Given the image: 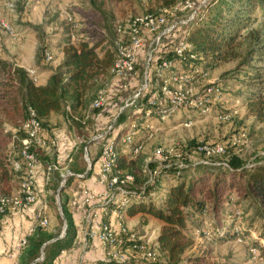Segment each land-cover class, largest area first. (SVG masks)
Here are the masks:
<instances>
[{
  "label": "rangeland",
  "instance_id": "obj_1",
  "mask_svg": "<svg viewBox=\"0 0 264 264\" xmlns=\"http://www.w3.org/2000/svg\"><path fill=\"white\" fill-rule=\"evenodd\" d=\"M190 1L198 5L204 0ZM29 3L31 6L27 9V4ZM10 4L14 6L13 11L8 7ZM180 4L181 0H0V20H5L12 28L20 31L22 26H28L29 21L34 22L31 14L36 5H48L45 12L46 20L45 16H42L38 21L42 20L44 24L52 23L53 26L40 34L38 33L39 37L43 38L38 53L34 52L29 58H24L23 61L37 72L38 70H55V76L61 71L60 64L67 41L75 46L85 42L96 47L100 54L103 50L115 54L116 29L119 25H126L135 20L145 19L150 15L167 13L173 14V17L169 16V22L184 20L185 14L180 11ZM69 18L80 26V30L73 34L79 38V42L70 41L72 28L67 21ZM39 27L42 28L43 25L38 26L36 29L38 30ZM186 34H188V29L182 26L178 28L171 38L154 48L152 63L149 67L147 66V55L151 42L147 40L148 45L144 54L140 57L141 61L138 59L139 64H137L135 79L127 90L120 88L118 83L115 84L116 81H113L111 76L104 79L101 82L103 88L100 90H108V100L107 107L101 111L103 115L101 114L100 118L91 112V120L84 123L85 112H81L79 113L78 123L75 122L76 124L73 125L67 122L63 113H60L54 115L46 123V133L50 137H54L60 145L63 144L62 140L65 137L69 141L70 146L75 145V151H78L75 154V158L72 159V166L75 165L76 167L77 164H81L85 170L87 169L88 161L85 149L86 147L88 148L89 144L92 147L88 148L91 163L99 158L102 145L91 143L92 139L98 134L107 132L114 125V130L109 133L111 138H115L124 129V125L121 126L120 121L115 123V117L118 116L120 109L139 90L146 86L147 80L148 83L154 81L155 71L158 70L159 65L174 57L175 48L179 42L184 40ZM0 36L5 37L3 33ZM45 45H47V52L50 51L53 55L51 63H46L41 55ZM261 47L264 48V13L261 10H257L248 31L242 33L238 39L235 49L238 58L228 63L219 64L215 69L208 70V73H206L207 78L196 81L192 87L194 97H198L202 94L203 89L209 85L220 84L223 86L222 98H219L215 106L211 107L212 113L208 114L206 112L203 114L204 118L195 117V121L189 127L184 124L185 116L183 113L190 114L191 112H180L167 120H160L155 134L147 136L144 141V150L135 160L138 165L133 169V172L137 174L139 165L153 159L157 151H161L165 155H181L188 166H199L204 158L197 154V149L204 144L225 147L226 155L216 160L221 165L230 163L233 158L238 159L247 170H252V166L256 168L264 165V122L252 116L245 102L247 96L256 92L254 89L252 90V81H250L254 68L256 66L264 68V61L260 63L262 57H260L258 52ZM252 53L254 54L250 57ZM4 59L10 66H15V60L13 58L9 59V55ZM18 59L22 61L21 58ZM247 61L248 65L245 66L244 64ZM45 80L40 78V85L44 84L43 81ZM150 91L146 94L148 97L151 96ZM94 100L95 97L90 98L86 114H89L90 106ZM110 109H113V111L111 112ZM103 111H106V113ZM195 111H203V109L199 108L195 109ZM225 112L232 116L229 122L220 120ZM1 122V130L10 136L21 126V123H18L17 127H13L11 124L5 123V120L3 122L0 117ZM61 148L65 154L64 158L51 160L49 154L42 153L41 162L44 166L53 165L57 162V169L65 173L63 170H65L67 165L69 166V157L73 153L67 157L69 155L68 152L71 150L67 151L69 148L63 145H61ZM73 151L72 149L71 152ZM7 156L10 158L9 154ZM74 183L72 182L71 186ZM71 186L67 188H71ZM58 188L59 186L55 185L49 191L54 193ZM65 194L64 198L61 196V206L66 203L67 196H71V192ZM39 199L41 202L43 201L41 194ZM49 203L52 206V208H49L52 212L47 215L49 222V226L46 228L47 232L53 237L61 238L66 235L67 231V225L63 219V211L62 214L59 212L54 197H48V206ZM67 210L79 222L76 217L77 210L75 205L73 207L67 206ZM242 210L245 211L246 217L240 222L242 224L241 228L249 233L251 237L250 245L243 242L241 237H236L235 241H226L219 239L217 236L215 238L211 237L208 234L202 236L199 231L192 229V234L195 236V246L187 252L186 258L202 256L205 258L206 264H264V254L261 252V248H264V238H262L264 225L262 219H256L258 209L255 206L252 208L249 203H246L242 206ZM16 215L22 216L21 213H16ZM187 215L192 222L198 221L193 213L190 212ZM219 220L212 213L201 222V229L206 228V230H209V228L213 229L215 226L219 228ZM28 221L29 219H26L24 224L28 223ZM24 224L21 223L18 229L19 233L16 232V227L8 226L1 234V241L5 247V257H17V255L19 256L25 252V250L21 251L22 244L23 241L29 240L31 232L28 231V225H26L27 228L24 230ZM126 228L128 233L137 240L141 239L145 243L153 244L155 238L158 237V233L161 232L163 224L149 216L140 215L136 219H127ZM206 230L204 232H208ZM1 231L2 229L0 228ZM226 232L228 231H223V234H228ZM261 240L262 242L259 243L260 247L255 248L254 242ZM43 254L45 255L44 252L40 254L39 259L42 258ZM160 258L162 259L163 256Z\"/></svg>",
  "mask_w": 264,
  "mask_h": 264
},
{
  "label": "trees",
  "instance_id": "obj_2",
  "mask_svg": "<svg viewBox=\"0 0 264 264\" xmlns=\"http://www.w3.org/2000/svg\"><path fill=\"white\" fill-rule=\"evenodd\" d=\"M257 10L264 13V0H212L196 22L188 27L187 43L192 50L187 53L185 59L177 60L175 56L169 58L168 61L174 63L176 67V70L169 73L189 75L193 81H199L208 70L236 60L238 54L235 49L238 39L242 33L248 31ZM70 43L67 41L65 45V60L60 67L61 71L46 87L31 82L27 72L21 69L12 74V66L0 60V117L3 122L5 120V123L13 127L21 123L16 131L20 138L24 137L21 129L28 119L29 108L35 112L45 129L46 123L53 115L63 113L68 107L74 114L85 112L90 98L95 97L96 100L100 89L103 88L101 82L110 76L116 54L107 50L100 54L96 47H90L89 44L81 43L75 46ZM258 50L262 57L260 63H263L264 48ZM46 52L47 47H44L42 57ZM244 65H248V61ZM250 81L252 90L256 92L246 97V105L252 116L264 122V68L256 66ZM149 97L141 101L142 114H134L130 118L122 116L118 119L120 125L128 121L141 123L144 112L148 110ZM100 113L99 110L93 111L96 115ZM183 115L184 124H192L195 117L204 118L203 111H192ZM223 115L229 114L225 112ZM154 116V119L158 118L157 112H154ZM1 126L2 122L0 196L10 197L19 188L22 177V174L15 173L13 168L15 162H21L20 147L15 144L14 150L9 148L13 137L2 131ZM123 137L124 133H121L116 142ZM146 138L147 136L142 134L135 141L137 144L144 143ZM138 157L120 155L117 158V171L130 174L136 180L133 189L135 195L131 197L130 204L123 209L124 214L127 219H134L140 215L149 216L161 222L163 228L157 240V260L130 264H206L202 256L185 258L187 252L195 246L193 230L199 231L202 236L208 234L214 238L217 236L222 240L235 241L237 238L234 233L236 229H240L241 239L250 245L251 237L241 228L240 223L246 217L245 211L242 210L246 203L258 209L256 219H262L264 225V165L247 170L236 158L225 167L219 168L186 164L188 169L168 168L156 179L154 186H145L147 178L143 174V167L146 162L139 165L137 174L133 172L138 165L135 161ZM153 167L152 165L151 168ZM77 172L75 175H80V170ZM67 187L68 184L65 189ZM61 208L67 225L65 237L63 239L53 237L46 228L38 225L32 238L28 240L29 250L20 264L35 263L42 252L45 253V258L38 264H55L63 252L72 249L77 237L74 220L67 210L66 203ZM190 212L198 221L190 220L187 215ZM212 213L220 219V227L201 229V222ZM6 217H0V221ZM205 230L208 232H204ZM225 230L228 234H223ZM125 239L129 240V236ZM52 241L55 242L51 243ZM260 242L262 240L254 242V247L259 248ZM48 243L51 244L42 251ZM142 244L143 242L138 241L127 243L126 248L133 249ZM261 252L264 254V248H261Z\"/></svg>",
  "mask_w": 264,
  "mask_h": 264
},
{
  "label": "built area",
  "instance_id": "obj_3",
  "mask_svg": "<svg viewBox=\"0 0 264 264\" xmlns=\"http://www.w3.org/2000/svg\"><path fill=\"white\" fill-rule=\"evenodd\" d=\"M212 0H204L201 4L196 5L190 0H181L179 6L180 11L185 14L184 20L169 22V16L173 14L150 15L145 19L135 20L126 25H119L116 29L115 48V63L110 71V76L115 84L119 83L127 90L136 76V69L139 56L145 51L147 40H150L148 47L147 66L152 63L154 48L162 45L167 39L171 38L178 28L184 26L188 29L194 24L197 18L202 14V11L210 4ZM27 4V9L30 7ZM11 11L14 6L8 5ZM71 25V38L76 41L77 37L73 35L80 30V26L71 18L68 20ZM0 30L13 42L17 41L18 33L5 20L0 21ZM187 36L184 40L179 42L175 48L174 56L177 60H182L187 57V53L192 50L187 43ZM0 41V52H1ZM46 63L53 61V55L46 52L44 56ZM191 59H195L191 57ZM12 74L16 72L19 67L17 65L12 67ZM176 70L175 64L169 61L163 62L159 65L158 70L155 71L156 82L148 83L139 90L124 106L120 109L118 116L115 118V123L122 116L128 115L129 118L134 114H142L140 106L141 101L145 100L149 90L151 96L148 99V110L144 112L141 123L130 122L129 125H124V137L117 141L119 134L115 138H111L109 133L114 130V126L110 127L107 132L98 134L92 139L91 143L101 144L100 155L98 161L91 163L89 158L88 148L85 149L88 167L85 173L75 175L71 170L65 171L61 175L59 188L66 187L68 181L73 179L79 182H85L90 178L97 179L100 186L104 188L102 194L94 195L90 193L87 188H82L83 202L76 204L77 213L83 212L86 228L88 229L87 237L89 239H97L99 243L105 248L107 253V262L98 264H130L138 261H156L158 258V237L155 238L153 244L145 243L143 240H137L130 235L126 228V216L123 209L126 208L130 202L131 197L134 196L133 189L135 188V177L120 171H117V158L120 155H132L134 158L138 157L144 150V143H136V138L142 134L151 136L157 131L158 122L164 121L179 114L180 112H192L195 109L202 108L203 114L212 113L211 107L215 106L219 98H222L224 92L223 86L212 84L205 87L202 94L194 97L192 87L196 81L192 80V76L171 74L169 71ZM197 70V69H196ZM28 78L34 84L38 85L39 75L34 69L27 71ZM207 78L204 74L201 79ZM112 89V88H111ZM153 91V92H152ZM108 90H101L90 106L89 114L95 110L102 111L107 107ZM154 112H157L158 118L154 119ZM67 114L71 120H76L71 108H67ZM232 116L224 115L220 118L223 122H229ZM78 121V120H76ZM190 124H186L189 127ZM21 132L24 137L20 138L18 132L12 134L13 142L12 150L15 144L20 147L21 162H15L13 165L15 173L22 174L20 185L16 193L10 197L0 196V217L14 215L16 213L31 214L32 218L38 225L44 228L49 226L47 219L48 205L39 199L38 185L42 175V183L44 186H50L54 180L58 169L56 164L47 165L45 170L40 174V168L43 166L41 162V154L47 153L49 157L55 160L64 158V152L54 137H50L43 127V124L37 118L32 109H28V119L23 125ZM227 151L224 146H209L200 145L197 149V154L203 157V161L199 164L201 166L215 168L219 166H226L217 163L216 160L223 158ZM72 160H69V165ZM154 166L151 168V166ZM171 167H176L178 170L188 169L181 155L169 154L165 155L161 151H157L153 159L146 161L143 167V174L147 178L145 186H154L156 179L160 174ZM97 168V169H96ZM251 168H255L252 166ZM56 205L59 212L62 214L61 199L59 191L56 194ZM38 208V209H37ZM96 210L101 212V227L96 232L94 231L93 222L98 218ZM116 219L119 227L115 230L112 226L111 220ZM36 228L32 230L34 234ZM235 237H240V229H236ZM129 236V240H126ZM62 236L60 239H63ZM143 242L142 245L134 247L133 249L126 248L127 243ZM28 248V239L23 241L21 251Z\"/></svg>",
  "mask_w": 264,
  "mask_h": 264
},
{
  "label": "crops",
  "instance_id": "obj_4",
  "mask_svg": "<svg viewBox=\"0 0 264 264\" xmlns=\"http://www.w3.org/2000/svg\"><path fill=\"white\" fill-rule=\"evenodd\" d=\"M36 6L34 7V10L31 14V16L33 17L32 19H34V22L29 21L28 26H22V30H20V31L16 30L18 33L17 41L13 42L6 35H5V37L0 36L1 37L0 38L1 48H2L1 49L2 53H0V60L6 62V59H4V58H6V56L9 55V59L13 58L16 62L15 65H17L19 67V69L26 71V72L29 71L31 68H30V65L28 63L23 61L24 58H29V56L32 55L34 52L38 53L39 48L42 45L41 42H43V38H40L39 34L42 31L48 30V28L49 29L52 28V26H53L52 23H48V24L45 23L44 24V22H42V20H40V22L38 21V19L42 16H45V20H46L45 12H46L48 5H39L37 7ZM2 20L3 19H1L0 21H2ZM40 25H43V27L42 28L39 27V29L37 30L36 28H38V26H40ZM0 35H2L1 30H0ZM70 38H71V34H70ZM78 40H79V38L77 37L76 41H78ZM73 42H75V41H73ZM82 43H85V42H82ZM44 47H47V45H45ZM90 47H92V46L90 45ZM143 54H144V52H142L140 54L139 60ZM2 56H3V58H2ZM26 56H28V57H26ZM62 56H63V59H62L60 66H62L64 63L65 53H63ZM18 58H21L22 61L19 60ZM138 64H139V62H138ZM54 71L55 70H48V71L38 70V72H39V74H38L39 75L38 85L42 86V87L48 86L54 77ZM40 78L46 79L45 81H43L44 84L40 85ZM118 85L120 88L123 89V86L121 84L118 83ZM110 110H111V112L113 111V109H110ZM103 112L106 113V111H103ZM79 113H81V112L74 114V116L76 117V120L79 119ZM101 114H102V112L98 115L95 114V116H98V118H100L103 115V114L102 115ZM63 115L66 117V119L69 117V116L67 117V115H68L67 114V108L63 112ZM125 116H127L129 118L128 115H125ZM52 117L50 118V120L52 119ZM84 117H85V120H83L84 123L91 120L90 115L88 117V113L86 114V111L84 113ZM76 120L74 121V120H71L70 118H68L67 122L69 124H71L73 122L78 123V121H76ZM130 122H132V121L125 122L123 125H129ZM124 131H125V127L123 130H121L119 135L121 133H124ZM62 143L63 144H61V145L69 148L67 151H70V150L72 151V149L74 150L73 152H71V151L68 152L69 155L67 156V157H69L73 153L72 156H70L69 158L71 160L74 159L75 154L78 151V150L75 151V149H76L75 145L70 146V143L66 137L63 138ZM89 147H90V144H89L88 148ZM90 148H92V147H90ZM64 149H66V148H64ZM53 159L54 158L51 157V160H53ZM63 161H61V162H63ZM97 161H98V159L95 160L93 163L95 164ZM72 164H73V162H72ZM72 164L69 166L67 165L65 170H63V171L65 172L67 170H71L75 174V173H78L77 170H80L79 174H83L87 170V169L85 170V168H83L81 164H77L76 167H75V165L72 166ZM42 165L43 166L40 168V174H42V172L45 170V167H46V166H44V164H42ZM62 174H64V173H62L61 171L58 170L57 173L55 174L54 180L52 181L50 186H44V184L42 183V175H41V177L39 179L40 183L38 185V192H39V196H40V194L42 195V200H43L42 202L43 203L47 204L48 197H54L56 200L55 196L58 193V191H60V188H58L57 191L54 193L50 192L49 189H51V187H54L55 185L59 186ZM72 182H75V183H74V185L71 186ZM75 185H77V186L75 187ZM68 186H71V188H66L67 190H64L62 192L63 194L61 193L60 196L62 195L64 198L65 193L71 192V196H67V200H66V204H68L67 206H69V207L70 206L73 207V205H75V207H76V204L79 205V204H81V202H83V195L81 194L82 188H87L90 191V193H92L94 195L102 194V192L104 190V188L99 185V183H98L97 179H95V177L94 178L92 177L85 182H79V181H75V180L71 179L68 182ZM44 190L45 191L48 190V191L45 192ZM49 208H52V207H50V205L48 206L47 215L51 214V212H52L51 209H49ZM96 213L98 214V218H96L94 220L93 225H94V231L97 232L101 227V221L102 220H101V216H100L101 215L100 210H98V211L96 210ZM76 217L79 219V222H77L75 220L76 218H74V215L72 216V218L74 220L75 228H76V234H77L76 241H75L72 249L68 250L66 252H63L60 255V257L56 260L55 264H98V263L107 262V253H106L105 248L102 246V244L99 243V241L97 239H89L87 237L88 229L86 228L83 212L76 213ZM136 218H134V219H136ZM26 219H29V221H28V223L26 222L24 224ZM125 220H127V218H125ZM21 223L24 224V230L27 228L26 225H28V231H30V232L32 230H34V228H37V226H38L36 221L32 218L31 214H25V215L22 214V216L14 214V215H10V216H8V217H6L0 221V228L2 229V231L0 232V264H20V262L24 261V258H25L24 256H25L27 250H29V248H27L25 250V252L20 254L19 256L17 255V257H15V256L14 257H12V256L5 257V253H4L5 247L1 241V237H2L1 234L5 231V229H7L8 226L16 227V229H17L16 232L19 233L18 229H19ZM111 223H112L113 228L115 230H117L119 227L118 221L114 218L111 220ZM159 233H158V236H159ZM32 236H33V234L30 235L29 239L32 238ZM186 256H185V258H186Z\"/></svg>",
  "mask_w": 264,
  "mask_h": 264
},
{
  "label": "water",
  "instance_id": "obj_5",
  "mask_svg": "<svg viewBox=\"0 0 264 264\" xmlns=\"http://www.w3.org/2000/svg\"><path fill=\"white\" fill-rule=\"evenodd\" d=\"M64 189H65V187H62L61 189H60V191H59V194H61L63 191H64ZM63 216V215H62ZM63 219H64V221H65V223H66V220H65V218L63 217ZM55 241H52L51 243H54ZM51 243H48V244H46L44 247H43V250L42 251H44V249L48 246V245H50ZM44 258H45V255L43 254L42 255V258L41 259H39V260H37L35 263H33V264H38V263H40V262H43L44 261Z\"/></svg>",
  "mask_w": 264,
  "mask_h": 264
}]
</instances>
